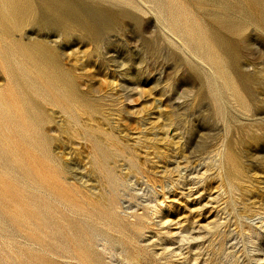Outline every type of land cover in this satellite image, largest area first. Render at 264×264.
<instances>
[{
  "label": "rangeland",
  "instance_id": "obj_1",
  "mask_svg": "<svg viewBox=\"0 0 264 264\" xmlns=\"http://www.w3.org/2000/svg\"><path fill=\"white\" fill-rule=\"evenodd\" d=\"M0 264H264V0H0Z\"/></svg>",
  "mask_w": 264,
  "mask_h": 264
},
{
  "label": "bare ground",
  "instance_id": "obj_2",
  "mask_svg": "<svg viewBox=\"0 0 264 264\" xmlns=\"http://www.w3.org/2000/svg\"><path fill=\"white\" fill-rule=\"evenodd\" d=\"M27 125V124H26ZM35 137H37V136H35Z\"/></svg>",
  "mask_w": 264,
  "mask_h": 264
}]
</instances>
